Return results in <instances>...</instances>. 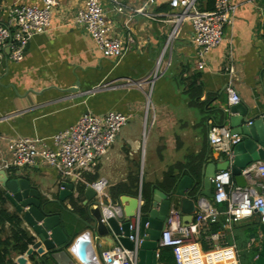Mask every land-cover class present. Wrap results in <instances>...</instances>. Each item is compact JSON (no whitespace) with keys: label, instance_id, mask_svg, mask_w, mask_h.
Listing matches in <instances>:
<instances>
[{"label":"crops","instance_id":"1","mask_svg":"<svg viewBox=\"0 0 264 264\" xmlns=\"http://www.w3.org/2000/svg\"><path fill=\"white\" fill-rule=\"evenodd\" d=\"M57 1L50 28L30 39L24 58L20 62L7 58L0 61V165L10 157V139L45 138L50 144L54 134L74 125L86 112L120 111L129 116L128 122L112 148L85 174L91 183L105 181L103 196L116 203L118 200L112 197L116 187L134 195L130 191L135 185L139 191L146 183L150 195L152 187L161 189L160 183L173 165H181L176 170L177 179L180 171L191 172L193 168L200 177L201 167L208 161L225 164L220 161L224 155L210 144L209 132L224 123L229 85L235 87L252 113L264 111V0H232L238 5L233 21L225 28L222 44L206 55L203 69L197 66L192 22H183L173 47L165 53L171 65L154 82L151 95L149 85L144 89H94L104 83L121 84L127 78L142 79L153 72L173 26L172 15L177 12L170 0H157L147 7L154 18L134 13L146 0H121L129 9L121 14L112 11L111 3L101 0L115 23L111 36L127 44L128 34L137 40V46L120 60L103 56L86 29L74 23L75 14L86 0ZM22 4L41 5L43 1L0 0V24L8 21L12 6ZM130 12L134 13L131 19ZM196 78L201 94L193 98L190 85ZM149 95L151 103L147 104ZM19 169L43 198H58L61 178L55 169L41 162ZM16 170L9 171L15 174ZM70 199L66 203L72 212L65 211L63 221L73 237L75 264H96L97 254L115 244L109 236L97 239L85 225L84 220H89L85 198L78 210ZM51 207L56 210L59 206L54 203ZM3 208L17 213L11 203ZM258 214L225 229L227 240L236 244L240 264L259 249L262 236L253 223ZM219 223L223 227V219ZM23 226L30 234L27 225ZM0 228L2 239H9L5 243L7 264H32L27 250L14 249L17 243L12 225L5 222ZM81 247L88 251L87 261L80 258ZM20 257L22 261H18ZM159 264L163 263L159 260Z\"/></svg>","mask_w":264,"mask_h":264},{"label":"built area","instance_id":"2","mask_svg":"<svg viewBox=\"0 0 264 264\" xmlns=\"http://www.w3.org/2000/svg\"><path fill=\"white\" fill-rule=\"evenodd\" d=\"M42 1L41 5L12 6L8 21L0 24V61L7 58L20 62L30 39L50 28L58 1ZM106 1L112 4V11L116 13L129 10L121 0ZM156 2L157 0H146L145 5L136 8L134 13L154 18L155 15L147 7ZM169 3L177 12L172 15L173 26L155 61L153 72L142 79L127 78L117 85L104 83L94 90L119 87L144 89L148 85L152 88L154 82L170 67L171 63L165 59V53L173 47L182 23L188 20L193 25L192 43L197 47V66L198 69H203L206 55L222 44L225 28L232 23L238 9V5L232 0H215L214 8L209 11L201 10L198 0H170ZM134 13L130 12L129 19ZM74 23L86 29L105 57L120 60L137 46V40L132 34L127 36L128 44L117 36H111L115 23L101 0H86L85 6L75 14ZM226 90L229 106L241 102V96L233 85H229ZM149 103L150 95L147 104ZM128 120L127 114L116 110L104 114L86 112L74 125L54 134L50 144L45 138L10 139V157L8 160L4 159L0 166L19 169L41 162L55 169L61 180L75 178L77 183L92 186L99 198L105 199V181L91 183L86 180L85 174L92 171L98 158L112 148ZM240 141L241 135L232 132L227 124L218 125L209 132V142L214 150L230 162L234 158V147ZM242 175L247 181L245 187L236 184L230 168L218 171L212 180L213 199L198 200L194 220L189 224L184 222L178 205L170 206L160 247H171L177 264H240L236 244L227 240L225 229L242 219L252 217L259 213L258 209L264 207V162L248 165L242 169ZM111 205L116 215L121 217L122 206L118 202ZM105 213L106 217L115 214L111 210H106ZM259 215L263 217V214ZM222 219L223 227L207 234L202 240L201 228L219 223ZM129 239L134 242L132 249L121 243L112 245L97 254L96 264H139V248L143 241L139 224L135 233L129 235Z\"/></svg>","mask_w":264,"mask_h":264},{"label":"water","instance_id":"3","mask_svg":"<svg viewBox=\"0 0 264 264\" xmlns=\"http://www.w3.org/2000/svg\"><path fill=\"white\" fill-rule=\"evenodd\" d=\"M74 88L72 90H76ZM225 123L229 124L232 132L241 135V141L234 147L232 162L224 156L220 158L225 162L223 166L208 161L201 167L199 179L195 174L182 170L170 192L152 187L148 198L143 196L141 188L136 195L122 194L117 201L122 206L121 217L116 215L109 200L100 199L96 189L86 186L83 202L87 205L89 220H84V223L94 237L109 236L114 244L121 243L132 249L134 242L129 235L135 233L139 224L143 239L139 248V264H159L160 239L174 201L184 215V222L189 224L194 220L198 200L213 199L212 180L219 170L230 168L236 184L245 187L247 181L242 169L254 162H264V111L252 113L251 108L241 101L229 106L225 112ZM11 169L0 166V188H3L8 204L16 209L22 226L25 223L31 231L33 240L26 251L27 257L31 258L32 264H75L73 237L63 219L65 211L72 212L66 201L68 197L78 195L79 183L75 178L60 179L58 198H43L20 169L15 174L9 171ZM54 203L59 206L56 210L51 207ZM106 210L115 214L106 217ZM257 211L263 214L257 229L262 239L259 249L249 254L245 264H264V207ZM87 254L86 248L81 247L79 255L83 261H87ZM22 260V257L18 259Z\"/></svg>","mask_w":264,"mask_h":264},{"label":"trees","instance_id":"4","mask_svg":"<svg viewBox=\"0 0 264 264\" xmlns=\"http://www.w3.org/2000/svg\"><path fill=\"white\" fill-rule=\"evenodd\" d=\"M200 4V8L202 10H212L214 8V3L215 0H198ZM190 94L193 96V98H197L201 92H200V85L198 82V79L196 78L194 81H192L190 85ZM223 121L225 123V118L223 117ZM222 123V124H224ZM220 124V125H222ZM181 165H173L171 166L168 171L165 174V177L163 181L160 183V187L163 191L170 192L172 188L174 187L176 183V170L180 168ZM193 174L199 179V171H197V168H193L191 170ZM86 189V185L79 183L77 187L78 195L77 196H71L70 202L72 206L74 207L75 210H78V206H80V202L82 201L84 197V192ZM142 190H143V196L149 197V184L144 183L142 185ZM126 190H124L122 187H116V191L112 193V197L114 199L118 200L119 196L124 194ZM129 192V191H128ZM131 194L136 195L138 193V190H136V185L135 189L130 191ZM8 205V199L5 196V193L0 190V227L4 225L5 222H9L12 225V229L14 232L13 238L15 242L17 243L15 246V250H20L22 252H25L28 249L29 244L32 242L33 238L30 237V234L25 230V228L21 224V219L18 216L17 213L9 212L7 209H4ZM262 217L259 214L256 216V220L253 222L254 223V228L258 229V226L261 224ZM221 228L220 223H215V224H209L201 228L200 234L202 237V240H204V237L213 232L217 231ZM2 230L0 228V264H7V257H8V247L5 246V243L9 241V239L3 240L1 237ZM159 260L163 264H177L173 250L171 247H162L159 252ZM10 262V261H9ZM12 264V263H10Z\"/></svg>","mask_w":264,"mask_h":264},{"label":"rangeland","instance_id":"5","mask_svg":"<svg viewBox=\"0 0 264 264\" xmlns=\"http://www.w3.org/2000/svg\"><path fill=\"white\" fill-rule=\"evenodd\" d=\"M172 67V66H171ZM149 92H150V95L153 93V88H150L149 89ZM150 100H151V97H150ZM145 136H146V134H145ZM144 136V139H146V137ZM260 216V215H259ZM70 224H72V223H70Z\"/></svg>","mask_w":264,"mask_h":264},{"label":"clouds","instance_id":"6","mask_svg":"<svg viewBox=\"0 0 264 264\" xmlns=\"http://www.w3.org/2000/svg\"><path fill=\"white\" fill-rule=\"evenodd\" d=\"M160 249H161V247H160ZM160 249H159V252H160Z\"/></svg>","mask_w":264,"mask_h":264}]
</instances>
